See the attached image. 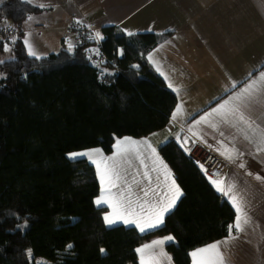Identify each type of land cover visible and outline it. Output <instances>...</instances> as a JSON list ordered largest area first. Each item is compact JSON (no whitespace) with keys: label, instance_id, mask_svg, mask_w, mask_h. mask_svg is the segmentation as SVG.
Here are the masks:
<instances>
[{"label":"trees","instance_id":"obj_1","mask_svg":"<svg viewBox=\"0 0 264 264\" xmlns=\"http://www.w3.org/2000/svg\"><path fill=\"white\" fill-rule=\"evenodd\" d=\"M39 11L3 0L0 24ZM100 35L110 63L90 64L92 42L36 59L21 36L11 40L13 59L0 63V264H137L136 248L166 235L174 237L166 245L174 264H190L192 250L229 234L233 209L173 140L158 152L183 195L164 224L144 233L104 225L94 166L68 155L92 148L108 154L120 138L164 128L177 99L146 60L162 36L117 27Z\"/></svg>","mask_w":264,"mask_h":264},{"label":"crops","instance_id":"obj_2","mask_svg":"<svg viewBox=\"0 0 264 264\" xmlns=\"http://www.w3.org/2000/svg\"><path fill=\"white\" fill-rule=\"evenodd\" d=\"M24 1L37 6L40 11L30 15L32 19L28 17L20 23L23 26L20 40L27 54L29 55L31 45L39 59L61 49L74 48L77 36L70 29L73 25L92 24L99 33L102 28L117 27L126 35L153 33L162 36V41L147 52L146 60L161 76L167 88L175 94L177 103L164 128L132 140L146 139L158 155V148L170 140L176 141L184 150L189 144L197 142L203 149L217 154L226 164L218 179L235 185L236 194L245 206L251 223L244 232L233 231L232 237L235 238L228 234L216 241L228 240L227 244L221 245L226 264H264V179H256L257 176L264 178V150H260L264 149V144L261 143V135L264 134V84H258V91L251 103L247 106L240 105L245 117L254 122L255 132L235 118H230V122L225 123L215 115L209 117L210 122L217 125L215 128L210 124H196L201 116L235 96L252 80H259L260 73L264 72V0ZM12 42H3L0 53L6 57L0 61L13 59ZM5 47L9 50L5 51ZM169 84L172 86L169 87ZM177 106L182 110L173 119ZM190 128L192 131H189ZM116 142L111 153L101 152V155L113 156ZM225 148L230 151L235 149L232 151V160L221 154ZM138 152L139 158L136 151H130L119 158L117 166L122 176L120 184L125 189L131 186L133 200L137 196H143L142 188L151 187L161 191L163 186L157 188V184L164 179L151 150L141 145ZM159 157L161 158L160 155ZM85 159L96 171L100 190L95 205L106 208L104 225L133 227L140 232L134 225H126L122 221L112 225L105 222L104 217L112 212V208L96 204L101 195L100 180L96 165L88 157ZM240 164L245 167H239ZM145 173H148L150 180L145 177ZM211 185L224 197L236 217L229 199L218 192L212 183ZM148 199H152L151 193ZM167 236L169 235L154 238L137 248ZM172 242L173 240L166 241L162 246L168 257L171 255L166 250V245ZM152 251L158 253L159 248ZM136 254L137 264H140V254ZM158 259L159 264H169L164 257L158 256ZM171 264H174L172 257Z\"/></svg>","mask_w":264,"mask_h":264},{"label":"snow or ice","instance_id":"obj_3","mask_svg":"<svg viewBox=\"0 0 264 264\" xmlns=\"http://www.w3.org/2000/svg\"><path fill=\"white\" fill-rule=\"evenodd\" d=\"M43 7V5H41ZM29 19H32L29 17ZM133 35L134 33H128ZM99 39H103L99 32L95 34ZM27 44L28 42L25 41ZM9 49L5 47V51ZM29 55L37 57V53L29 45ZM149 59H152L149 56ZM2 63V61H0ZM159 70V69H158ZM163 75V73H161ZM251 75V74H250ZM167 78V77H166ZM258 84H264V72L260 73L259 80H252L245 87H243L235 96L230 97L224 103L219 104L218 107L213 108L211 112L206 113L201 116L196 124L201 123L210 124L211 127L215 128L217 125L211 123L209 117L218 116L220 119L229 123L230 118H235L238 121L245 124L253 132L256 131L253 128V123L250 122L240 110V105L251 103L258 91ZM172 85L169 84V87ZM235 87V84H233ZM180 106H177V111L173 114V119H176L181 112ZM189 131H192L190 128ZM196 135L195 132L192 133ZM223 133H221L222 135ZM248 138L247 136L245 137ZM261 143L264 144V134L261 135ZM145 146L151 150L153 156L155 157L154 162L159 166L160 171L164 177L161 183L157 184V188H161V191H157L156 188L149 187L148 189H141L143 191V196H137L135 200L132 199L131 186L125 189L120 181L122 176L118 171L119 158L126 156L130 151L137 152V158H139L138 148L139 146ZM116 152L113 156L104 157L101 155L100 149H92L84 152H74L69 154V158L75 159L78 157H88L93 164L96 165L97 174L101 185V195L96 200L98 206L108 205L112 208V212L104 217L105 222L109 225L116 223L117 221H122L126 225H134L140 232H145L147 230L159 228L164 224L166 214L170 213L171 210L176 206L177 201L183 195L182 190L176 183L175 178L171 170L163 162L156 152V149L145 139L142 141H135L129 137H125L123 140H117ZM264 150V149H260ZM232 149L231 151L225 148V151L221 153L226 155L229 160L233 159ZM94 157H99L98 159ZM143 163V161H141ZM239 167H245L244 164H240ZM203 168V165H201ZM156 170V169H153ZM207 172V170H205ZM251 174V173H249ZM146 178L150 180L148 173L144 174ZM209 181L212 183L216 190L222 193L225 197L229 199L236 211V217L233 224L228 225L229 235L231 238L233 231L244 232L246 227L251 223V218L249 217L245 206L242 201L238 198L235 190V185L226 184L223 179H213L209 176ZM159 180V177L157 178ZM256 179L261 180L259 176ZM151 193L152 199H148ZM174 237L167 236L163 239H158L152 241L150 244H145L141 248H137L136 252L140 254V264H159V257H164L171 264V257L167 256V253L163 251V245L166 241H172ZM228 240L216 241L214 243L208 244L202 248H197L190 253L192 257V264H226L224 253L221 250L222 244H227ZM68 247H71L69 245ZM159 248V252L155 253L152 250ZM104 250L101 249V252Z\"/></svg>","mask_w":264,"mask_h":264},{"label":"built area","instance_id":"obj_4","mask_svg":"<svg viewBox=\"0 0 264 264\" xmlns=\"http://www.w3.org/2000/svg\"><path fill=\"white\" fill-rule=\"evenodd\" d=\"M77 36L74 48L85 43L92 42V45L86 47V59L93 64L110 63L107 56L101 52V39L97 38V28L92 25L86 26H71ZM23 33L20 23H1L0 24V42L6 40H16ZM199 170L208 178L218 179L224 171L225 162L215 153L203 149L197 142L190 144L185 150ZM203 165V168H201ZM207 170V172H205ZM209 179V178H208Z\"/></svg>","mask_w":264,"mask_h":264},{"label":"rangeland","instance_id":"obj_5","mask_svg":"<svg viewBox=\"0 0 264 264\" xmlns=\"http://www.w3.org/2000/svg\"><path fill=\"white\" fill-rule=\"evenodd\" d=\"M21 27H23L22 25H21ZM22 30H23V28H22ZM4 54L3 53H0V60L1 59H3L4 58ZM6 57V56H5ZM125 138V137H124ZM124 138H120V139H124ZM130 138V137H129ZM119 139V140H120ZM131 139H135V138H131ZM92 149H98V148H92ZM92 149H90V150H92ZM87 150H89V149H87ZM87 150H84V151H87ZM80 152H82V151H80ZM102 152V151H101ZM109 154V153H108ZM78 158H82V157H78ZM85 158V157H84ZM33 260H34V263L35 264H52L51 262H49V261H47V260H45V259H43V258H33Z\"/></svg>","mask_w":264,"mask_h":264},{"label":"water","instance_id":"obj_6","mask_svg":"<svg viewBox=\"0 0 264 264\" xmlns=\"http://www.w3.org/2000/svg\"><path fill=\"white\" fill-rule=\"evenodd\" d=\"M90 64H93V63H90Z\"/></svg>","mask_w":264,"mask_h":264}]
</instances>
